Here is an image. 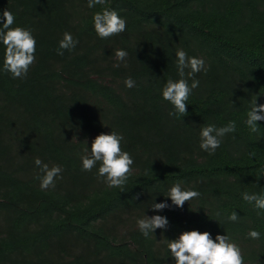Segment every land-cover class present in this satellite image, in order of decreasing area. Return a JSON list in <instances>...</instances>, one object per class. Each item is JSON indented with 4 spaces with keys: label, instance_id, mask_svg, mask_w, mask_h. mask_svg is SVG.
Instances as JSON below:
<instances>
[{
    "label": "trees",
    "instance_id": "16d2710c",
    "mask_svg": "<svg viewBox=\"0 0 264 264\" xmlns=\"http://www.w3.org/2000/svg\"><path fill=\"white\" fill-rule=\"evenodd\" d=\"M103 8L127 21L124 32L96 34ZM7 9L12 27L31 29L36 51L14 79L0 42V264H175L168 240L190 230L227 234L244 264H264V210L241 195L264 193V120L255 133L245 123L252 101L264 104V0H0V16ZM65 32L78 43L59 55ZM178 49L207 68L188 79L199 87L180 118L162 97L167 79H180ZM230 121L236 131L214 154L200 148L202 127ZM112 130L134 160L123 190L98 177L99 162L82 170L84 150ZM36 158L61 166L55 187L40 188ZM177 181L200 196L172 205ZM164 201L169 208H151ZM233 211L238 221H227ZM156 214L168 227L146 238L137 220Z\"/></svg>",
    "mask_w": 264,
    "mask_h": 264
},
{
    "label": "clouds",
    "instance_id": "9594fccd",
    "mask_svg": "<svg viewBox=\"0 0 264 264\" xmlns=\"http://www.w3.org/2000/svg\"><path fill=\"white\" fill-rule=\"evenodd\" d=\"M105 0H88V7L93 8L96 5H103ZM2 27H0V42L5 46L3 70L11 73L14 79L24 78L28 74L29 67L35 61L36 40L32 35L31 29L20 26L12 27L15 17L8 9L4 10L2 16ZM94 30L96 34L106 39L110 36L118 35L126 30L127 21L122 18L114 9L103 8L93 15ZM77 40L69 32L63 34L59 41L57 54L63 55V50L74 49ZM128 53L123 49H117L115 56L118 61H124ZM177 73L180 79L173 80L168 78L162 89V97L171 103L174 111L169 112V116L176 118L188 115L187 101L192 90L199 87V80L192 79L189 86L188 79L194 77L196 73L207 72L205 61L202 58L188 56L187 53L178 49L176 52ZM119 67V64L114 65ZM185 69H190L187 72ZM126 87L135 86V81L128 77L124 81ZM264 120V104H258L257 98L252 101V106L247 112L245 123L252 132H258V121ZM236 131L235 121H230L227 125L217 128L215 125H206L200 130V148L214 154L221 146V138L229 133ZM124 140L122 134L112 130L111 133L98 134L91 144V149L84 150L81 156L82 170L91 171L99 162L98 177H103L104 182L109 188H120L123 190L129 176L132 174V165L134 160L129 152L121 147V141ZM251 155V154H250ZM35 164L43 173L39 177L40 188L47 190L55 187V179L62 173L59 165L49 167L43 163L40 158L35 159ZM261 176H257L259 179ZM242 198L249 204H253L256 209L264 210V193H241ZM200 196L196 190L182 189V182H175L169 189L166 197H170L172 205L183 207L185 202ZM138 198V197H137ZM167 201L154 203L151 208L154 211H163L169 208ZM219 216L220 213L218 212ZM227 221L236 222L239 215L233 211L227 216ZM169 220L163 215H153L151 217L138 219L139 230L148 238L156 229H167ZM253 240L260 239V232L252 229L247 233ZM167 247L170 250L171 257L175 264H244V257L241 248L231 238L226 235L217 234L215 239L208 231L190 230L183 231L178 238L169 239Z\"/></svg>",
    "mask_w": 264,
    "mask_h": 264
}]
</instances>
